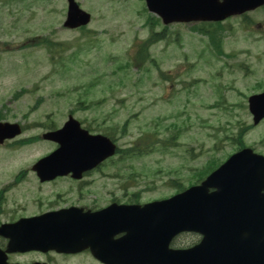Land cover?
Here are the masks:
<instances>
[{"label":"rangeland","instance_id":"obj_1","mask_svg":"<svg viewBox=\"0 0 264 264\" xmlns=\"http://www.w3.org/2000/svg\"><path fill=\"white\" fill-rule=\"evenodd\" d=\"M77 1L92 15L89 38L64 27L67 0H0V120L26 126L21 140L41 136L48 123L63 127L70 111L90 123L95 134L111 132L127 153L146 138L143 145L153 143L151 153L116 156L103 167L121 171L124 184L136 185L131 191L142 202L178 193L173 181L189 187L199 171L226 161L240 143L263 148L264 121L250 128L247 109V96L264 91V42L256 38L258 29L249 33L233 22L229 33L218 30V59L207 45L208 33L197 32L195 24L169 25V38L149 53L169 76L161 82L155 65L140 70L132 63L138 54L133 42L149 36L141 0ZM252 17L261 20L260 14ZM37 37L68 43L71 50L55 65L41 45L35 46ZM56 147L43 141L18 150L0 147V186ZM122 184L97 183L110 189ZM61 185H46L43 196L65 192ZM92 193L104 205V189Z\"/></svg>","mask_w":264,"mask_h":264},{"label":"water","instance_id":"obj_2","mask_svg":"<svg viewBox=\"0 0 264 264\" xmlns=\"http://www.w3.org/2000/svg\"><path fill=\"white\" fill-rule=\"evenodd\" d=\"M146 1L150 10L163 18L181 22L209 19L197 3L199 0ZM261 3V0H233L227 10L240 13ZM69 4L65 26L75 29L87 25L91 16L81 10L75 0H69ZM216 18L220 17L217 15ZM251 111L255 115V124H258L264 118V103L251 100ZM20 132L17 125L0 124V143ZM44 138L58 142L61 147L34 167L43 172L42 180H51L61 176L62 172L90 170L114 155L116 149L106 137L91 136L72 117L62 130L46 134ZM210 189L215 190L210 192ZM263 190L264 158L245 149L231 157L201 186L142 209H129L137 211H130L132 213L124 216L127 235L122 240V247L129 252L138 250V254L124 252L117 256H104V260H115L119 264H251L246 252L242 253V248L234 245L235 232H241L243 227L248 226L242 223L243 219L264 220ZM40 223L45 229L42 244L46 248H57L65 243L56 240L58 227L51 220L44 219ZM261 226L264 228V222ZM182 232L201 233L205 239L188 250H171L169 245L172 239ZM97 233H101V230ZM15 242L13 240L12 248L8 251L22 250ZM236 242L243 245L246 241ZM33 248L29 247V250Z\"/></svg>","mask_w":264,"mask_h":264},{"label":"flooded vegetation","instance_id":"obj_3","mask_svg":"<svg viewBox=\"0 0 264 264\" xmlns=\"http://www.w3.org/2000/svg\"><path fill=\"white\" fill-rule=\"evenodd\" d=\"M27 173L24 172V174ZM24 174H20V180L14 181L18 185L11 186L9 180L0 186V227L5 225H14L23 219L38 217L46 213L65 212L68 209L75 208L77 211L73 214L71 224H81V215L83 213H101L108 208L107 214L112 216L122 215L125 210L118 206L124 207L126 205H143L147 202H142L140 194H136L135 187L126 186L122 181L124 175L121 171L109 170H90L87 171L84 177L80 180H74L70 176L65 178H58L54 181L45 183L47 185L56 184L65 179L70 184L63 186L64 191H52L51 197L43 196V186L39 180L34 181L38 185L32 188H24L23 183L26 178ZM125 180V179H124ZM119 182L122 186H113L112 189L108 185H97L98 182ZM30 183L31 180L28 179ZM56 188V185L54 186ZM60 186H57L59 188ZM104 189V205H100L99 198L92 195V191H99ZM91 191V193L84 191ZM116 192H120L123 197H118ZM18 198L17 195L21 194ZM25 193V194H23ZM131 193V194H130ZM110 196V197H108ZM93 198V199H92ZM66 200H71L69 203ZM67 218H65L66 220ZM9 234H0V250L6 252L7 244L9 242L7 236ZM124 234L120 235L121 238ZM202 237L197 236L194 243H185V248L196 245L201 241ZM185 240V235L178 237L175 240V245L178 248L182 247V241ZM6 262L9 264H104L96 259L91 250H83L74 254H63L58 252H25L22 254H6Z\"/></svg>","mask_w":264,"mask_h":264},{"label":"trees","instance_id":"obj_4","mask_svg":"<svg viewBox=\"0 0 264 264\" xmlns=\"http://www.w3.org/2000/svg\"><path fill=\"white\" fill-rule=\"evenodd\" d=\"M88 35H85V37H87ZM41 44H45L47 51L51 57V62L53 64H57L58 61V56H61V58L63 57L64 54H66V52L70 49L68 47V43H57V42H52L50 40H45V41H41ZM139 57V63L136 60L137 64H144L147 61H149V52L147 51V48H143V51L140 52V54L138 55ZM245 132V130H244ZM106 135H108L109 137H111L114 140V135L111 132L106 133ZM243 135V131L240 133L238 142H241V137ZM144 138H140L136 143V146L130 150H128V155L131 157H136V156H140L142 155V149H145L146 147H150L149 145H143L144 142ZM242 144V143H240ZM143 147V148H142ZM218 164L214 163L210 166H208L206 169L200 171L199 173H197L196 180L201 181L204 179V177H206ZM201 172L203 174H201ZM201 174V175H200ZM177 185V184H176ZM178 189L183 190V187L181 185H177Z\"/></svg>","mask_w":264,"mask_h":264}]
</instances>
